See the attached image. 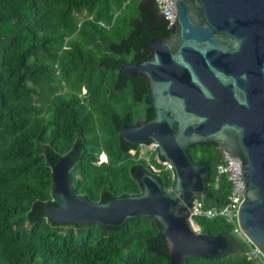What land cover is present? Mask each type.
Here are the masks:
<instances>
[{"label": "trees", "instance_id": "16d2710c", "mask_svg": "<svg viewBox=\"0 0 264 264\" xmlns=\"http://www.w3.org/2000/svg\"><path fill=\"white\" fill-rule=\"evenodd\" d=\"M139 0H0V264H167L146 247L158 227L152 217L127 218L117 228L93 223L52 222L43 202L51 173L43 144L67 153L75 140L80 152L68 170L73 190L98 201L139 191L130 166L139 165L171 185L169 168L150 169L138 157V144L124 150L110 115L134 124L144 119L145 91L134 99L125 77L114 87L117 67L99 60L131 61L134 48L116 52L109 44L141 24ZM100 21L102 24H100ZM142 48L138 47V52ZM81 89H84L81 92ZM105 160L97 161L99 152ZM193 161L209 167L195 197L204 205L222 204L228 193L224 175H215L219 152L212 143L188 146ZM198 231L222 234L226 249L214 256H188L182 264H259L222 217H194Z\"/></svg>", "mask_w": 264, "mask_h": 264}, {"label": "water", "instance_id": "95a60500", "mask_svg": "<svg viewBox=\"0 0 264 264\" xmlns=\"http://www.w3.org/2000/svg\"><path fill=\"white\" fill-rule=\"evenodd\" d=\"M138 4L141 24L108 45L116 52L132 46L131 61L105 57L99 63L117 67L114 87L129 77L134 99L145 91L144 119L135 117L131 124L126 114L110 117L121 149L155 143L156 156L169 162L170 188L133 165L139 191L115 197L104 191L91 200L73 190L68 176L80 152L79 138L62 155L43 144L50 193L57 199L44 201L43 212L52 222L111 228L129 217H152L158 232L145 239L146 247L165 255L167 264L217 255L226 249L225 236L195 230L187 219L209 172L187 148L210 142L240 160L244 195L237 222L264 256V0H173L168 26L154 0Z\"/></svg>", "mask_w": 264, "mask_h": 264}, {"label": "built area", "instance_id": "2783aa9c", "mask_svg": "<svg viewBox=\"0 0 264 264\" xmlns=\"http://www.w3.org/2000/svg\"><path fill=\"white\" fill-rule=\"evenodd\" d=\"M160 14L167 20L166 26L172 21L174 17V8H173V0H154ZM102 24L100 21H98ZM84 89H81L83 92ZM156 145L155 143H148L142 146L140 143L138 144V157L145 160L150 169L156 171L159 169L154 163L149 160L150 155L153 157L156 163L162 164L164 168H169V162L161 159L156 156ZM219 152V161L215 164V175H224L226 180L228 181V193L226 195L225 201L218 205H204L202 200L198 197L193 196L191 200V210L188 213V221L191 224L192 228L198 230V226L194 221V217L201 216L206 218L212 217H222L226 222L231 225V232L239 237V239L244 242L246 245V255L247 257L253 258L256 263L264 264V256L260 253V251L256 248L253 243L245 236L243 231L238 225L237 222V208L239 202L242 200L244 195V187L242 175L240 173V160L236 156L229 157L227 150L224 147L218 148ZM103 156L102 160H105V154L101 151L98 154L97 161L100 156ZM171 170V169H170ZM172 173V171H171ZM169 187L165 189H169Z\"/></svg>", "mask_w": 264, "mask_h": 264}, {"label": "rangeland", "instance_id": "374dc122", "mask_svg": "<svg viewBox=\"0 0 264 264\" xmlns=\"http://www.w3.org/2000/svg\"><path fill=\"white\" fill-rule=\"evenodd\" d=\"M83 91H84V90H83ZM101 157H103V156L101 155V156L99 157V160H100V159H101V160L103 159V158H101ZM97 158H98V156H97Z\"/></svg>", "mask_w": 264, "mask_h": 264}, {"label": "clouds", "instance_id": "9594fccd", "mask_svg": "<svg viewBox=\"0 0 264 264\" xmlns=\"http://www.w3.org/2000/svg\"><path fill=\"white\" fill-rule=\"evenodd\" d=\"M104 153V152H103ZM105 154V153H104Z\"/></svg>", "mask_w": 264, "mask_h": 264}]
</instances>
